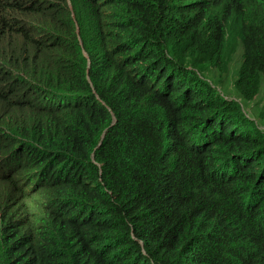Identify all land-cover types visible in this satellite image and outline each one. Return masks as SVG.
<instances>
[{
	"label": "trees",
	"instance_id": "obj_1",
	"mask_svg": "<svg viewBox=\"0 0 264 264\" xmlns=\"http://www.w3.org/2000/svg\"><path fill=\"white\" fill-rule=\"evenodd\" d=\"M248 9L77 0L82 43L69 9L38 51L18 31L0 54L21 120L0 116V264H264V129L200 76L225 69L237 25L234 87L259 94L264 10Z\"/></svg>",
	"mask_w": 264,
	"mask_h": 264
},
{
	"label": "clouds",
	"instance_id": "obj_2",
	"mask_svg": "<svg viewBox=\"0 0 264 264\" xmlns=\"http://www.w3.org/2000/svg\"><path fill=\"white\" fill-rule=\"evenodd\" d=\"M75 1L77 0H0V54L9 52L17 46L19 38L18 31L23 26L30 27V43L27 48L31 53L38 51L36 47L37 40L44 41L48 44L53 42L58 32V16L66 9H69V11L66 10V12H69L73 18L77 34V42L82 43L80 28L75 19ZM248 1L249 7H252L253 10H261L254 6L256 0H252V2L251 0ZM237 29L240 35L239 26H237ZM240 40L242 43L241 36ZM83 53L86 56L88 63V54L84 49ZM88 64H90V62ZM200 76L201 78L206 79L201 73ZM206 80L217 88L211 80ZM16 87L17 84L15 82H0V116H3L13 127H18L21 122L20 119L16 120V114L18 112L16 102L19 99L18 94L14 92V88ZM19 92H22L21 87H19ZM220 93L223 94L221 91ZM114 122L115 118H113L112 124ZM0 170L8 171L4 168H1Z\"/></svg>",
	"mask_w": 264,
	"mask_h": 264
},
{
	"label": "rangeland",
	"instance_id": "obj_3",
	"mask_svg": "<svg viewBox=\"0 0 264 264\" xmlns=\"http://www.w3.org/2000/svg\"><path fill=\"white\" fill-rule=\"evenodd\" d=\"M247 6L249 7L248 0ZM254 6L264 10V0H256ZM248 10L251 13L252 7H249ZM242 52L243 47L237 25H231L228 27L226 70L224 69L225 71L228 70V72L224 73V70L220 72L208 64V66L204 67L203 72L200 73L204 78L211 80L225 96L236 99L243 107L247 117L255 121L260 128L264 129V78L259 94L251 101L242 100L234 87L238 68L242 61Z\"/></svg>",
	"mask_w": 264,
	"mask_h": 264
}]
</instances>
